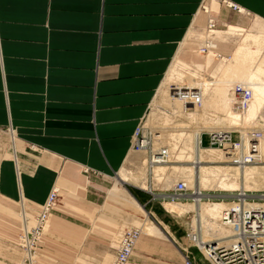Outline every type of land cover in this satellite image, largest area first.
Listing matches in <instances>:
<instances>
[{
  "label": "crops",
  "instance_id": "0c3cea01",
  "mask_svg": "<svg viewBox=\"0 0 264 264\" xmlns=\"http://www.w3.org/2000/svg\"><path fill=\"white\" fill-rule=\"evenodd\" d=\"M227 2L264 19V0ZM200 4L201 0H0V264H23L18 245L20 201L40 208L55 185L79 186L76 174L115 175L109 198L145 213L137 200L144 205V191L153 188L124 182L118 171L124 164L131 170L140 166L138 158L126 161L130 152H141L132 149L133 135L170 66L204 68L210 63L209 56L193 64L177 57L196 32ZM208 7L218 11V2ZM226 26L246 31L241 25ZM258 29L255 34L263 32L256 25L252 32ZM228 31L217 29L215 38H237L230 58L247 40ZM223 58L227 57L222 56L211 73ZM56 205L41 242L46 237L57 244L70 241L72 264H110L121 227L146 219H130L123 212L128 218L117 225L114 240L105 228H77L70 238L66 231H56ZM97 206L103 208L96 216L99 220L114 224L122 216V210L108 202ZM152 219L177 223L175 216ZM153 226L151 232H142L166 237ZM169 231L177 242V229ZM45 255L36 251L33 264H41ZM154 255L138 250L127 264H182L151 261Z\"/></svg>",
  "mask_w": 264,
  "mask_h": 264
},
{
  "label": "rangeland",
  "instance_id": "374dc122",
  "mask_svg": "<svg viewBox=\"0 0 264 264\" xmlns=\"http://www.w3.org/2000/svg\"><path fill=\"white\" fill-rule=\"evenodd\" d=\"M216 1L218 2V11L207 9V11L210 14H212V16H215V21H216L215 28L226 29L227 28L226 24L241 25L244 29H246V31L242 29L239 35H235L239 37V39H241L244 35L246 36L247 32H250L251 34L257 33L259 29L252 32L253 25H256V27H261L263 31L262 33L264 34L263 18H258L257 16L247 14L246 12L234 8L223 1L220 0H216ZM210 2L212 1L207 0L208 5L210 4ZM198 16L200 20L198 19L193 26V30H195L196 32H193V34L190 36L191 39L186 44L182 45L181 48H179L180 51L178 50L179 53L177 52L178 54L177 57L183 60L184 62L193 64V63H203L205 61L206 56H209L210 57L209 65L207 67H204L203 71L201 70V72H198L199 74L204 73V75H202L203 77H209V75L211 74V70L219 62L221 57L230 56V54L232 53L231 50L234 45V41H236L237 38L230 40L228 42H217L216 38H214L215 34H213V32L210 33L207 30L208 14L204 11L202 4H200ZM214 42H216V44ZM207 50L209 51V53ZM262 53H264L263 49L260 50L259 54L261 55ZM184 69H186L187 71H195L196 68L193 67V65L184 66L183 64H179L177 65V70L175 71V73H173V76L170 79H166V75H165V78L161 82L160 88L158 89L153 101L151 102L150 109L147 111L144 119L142 120L141 124L144 125L143 133L145 134L147 133V131H149L148 132L149 137L146 139L148 140L147 141L148 144L146 146L149 147L141 148V152L138 153L130 152L126 159V161L128 162L131 159L135 160L138 158V162L140 161L139 162L140 166L138 168L131 170V168L129 169L128 167H125L124 164L118 171L119 177L121 176L120 172L127 173L130 172V170L134 172L136 171L143 172L142 174L143 176L146 177L147 180L146 182L147 186H145L144 188H148V189L153 188L150 189L152 192L144 191L145 192L144 205L140 203L139 200L136 199L137 202L144 209L145 213L143 214L139 211L134 210L131 207L122 206L119 203H117L115 200H111L109 198L108 192L113 185L115 175L102 177V176H93V175L88 176V174H84V173L83 175L76 174L75 177L79 178V182H80L79 186H76L75 189H70L67 188L65 184H63L58 188L59 195L56 200L57 205L52 212V217L55 216L57 218L58 226H60V228H58V226L56 227L57 229L56 231H60V230L64 232L66 231L70 235L68 237L71 238L73 231L77 232L76 230H74L77 228H80L82 230H95L99 228L104 230L105 228L107 231L111 232L112 239L114 240L113 232H115L117 225L122 219L126 220V218H128V216L125 213L123 214V212H127V214H129L130 219L136 217L140 221L145 218L148 219V220L145 219V222L152 221V223L156 225L158 229H160V231H162V233L166 236L164 238V237H159L157 235H152V234H147L146 232H142V234L140 235L139 239L136 242L133 252H137L138 250L139 251L146 250L151 253L154 252L155 254L153 256L154 260L151 261H158V259L161 258L162 260L165 259L168 263L177 260L182 264L185 263L212 264L205 257V255L200 252L198 247H196L193 242H188L187 238L185 237L187 233H189V231L191 230H197L196 234L198 236L200 235V233L204 235V231L206 229H210V230H212L213 228L215 229L218 228L219 230L223 229L221 223L218 222L220 216V213L218 211L212 209V207H206V205H203L202 202L196 203L194 200L192 201V197L190 196V193L194 190V187L198 185V182H196L195 180L196 183L194 182V184H192L189 187L186 186L187 189L185 193L180 196H176L172 194V197L165 198V196H168V194L174 193L172 187L176 181L184 180L185 173L181 172L182 170H180L177 167L173 168V165L189 166L190 164H192L189 158L178 160V159H174L171 155H169L172 154L171 149L174 146V143L168 134V130L171 129H167V128H172L173 130V128L179 125V124L176 125V123H182V122L185 123L184 125L182 123V125L185 127L186 126L193 127L196 125L198 126L200 123L203 125L207 121L212 122L215 125H219L222 120L226 122H229L230 120L226 118L227 111L217 109L215 110L216 111L215 113L212 111L211 108L210 110L208 107L201 104L203 100L201 101V95H200L201 93L199 90L200 87L198 85L192 87L184 86L186 84H184L182 80H184L185 82L186 79H183L182 75H181L182 77L181 76L176 77L177 75L176 72H179ZM169 76H171V74ZM232 83H233L232 86L230 85L229 87L230 89H232L235 84H238L237 82H232ZM225 89H227V87ZM178 94L181 97L177 96ZM182 95H184V97ZM206 96L203 95L202 97H206ZM201 105L205 106L206 109H204L205 107ZM263 107H264V102L261 104L258 110H255V114L247 121H244L242 117H237L236 118L237 124L234 125L235 128L227 129L230 130L231 132V136H232L231 142L238 143L237 155H235L236 159H238L241 156V153L244 154L245 156L258 154L257 156L260 158L258 162H249L239 167V169L244 174V178L247 181L256 182L257 185L264 182V154H261V150L264 147V142L263 144H260V140H259L257 146H253V144H255L256 142L252 143L251 140L248 138V134L250 130H254V129L264 131V128H260V127H264ZM203 110H206V113L208 114L211 112L217 114L218 116L217 115L212 116V118H214L213 120H207L208 118L206 117L205 118L206 121L204 122L203 121L204 117L202 115L207 116L208 114L207 115L204 114L205 111L204 113H202ZM195 116H198L197 119ZM198 120L200 121L202 120L203 122L200 121L198 122ZM201 124L199 126H201ZM160 129H164L165 133L162 130L163 134L160 136L161 138L160 137L158 138L155 135H158L160 133L159 131ZM263 131H262V135H264ZM205 132H209V131H205ZM203 135H204L203 143L201 144L200 148H212L214 145L210 144L209 133H204ZM185 142H187L186 134H183L180 138L177 137L175 140V144L177 147L174 148V151L177 153V151L180 148L185 147ZM240 145L242 147H240ZM166 147H168L167 150L169 151L166 162L164 163L149 162L151 155L149 153V150L152 149L153 151H155V149L156 150L163 149ZM213 148L220 149L222 148V146L220 147L214 146ZM236 159H233L231 164L229 163L230 165H235V167H229L230 173L235 174L237 172V168L239 164L236 162L237 161ZM144 160L147 161H145L143 164V162L141 161ZM153 164L155 165L163 164L166 166L163 168L162 171L163 174H161V176H163L164 179L168 178L171 180V183L168 186L165 185L163 178L160 180L154 179V172L152 171L154 167ZM208 164H213V163H208ZM218 164L226 165L227 163H218ZM240 170H238V172H240ZM237 181L239 183L240 181L239 176H237L236 182ZM212 183H214L213 180ZM241 188H242L241 186L240 189H234V190L205 188L204 190H202L203 193H205V195L201 197V200L208 202V201L220 199L230 203L236 200V198L238 197L237 193L240 192ZM153 193H157L160 196L155 197L152 195ZM246 193L247 194L244 195L243 197L247 198V201L253 203L255 202L264 203V188L261 189L250 188L249 190L248 189L246 190ZM146 199H149V201L146 202ZM167 201L189 202L188 203L189 205L187 204L183 205L184 207L182 206L181 208L178 209V211H180L181 214H176L175 211L174 212L170 211L166 207V205H164L165 202ZM105 202L117 206L122 210L121 213L122 216L118 217V219H116L117 222L114 224H111L107 221L99 220L96 217L97 214L102 213L101 210L103 211V208H101V206H97V204L99 205ZM177 206L178 205H175V207ZM26 209H27V216H29V219L31 220L34 218L35 214L39 210V208L35 209L29 206H26ZM17 212L18 213L20 212V206L18 207ZM155 215L160 217L175 216L177 223L173 222L170 224L167 223L163 224V223L155 222L152 219V217ZM18 219L20 222V217H18ZM60 222H62L64 226L61 225ZM73 225L75 227H73ZM134 225L140 226L142 228L141 223H137ZM127 226L128 225L121 227L120 232L122 233L124 228H128ZM62 227L64 228L61 229ZM172 227H175L177 229V232L180 236V237L176 236L177 242L171 240L172 235L169 230ZM120 235L117 237V240L114 241L115 242L114 246L118 245ZM198 237H196V239ZM202 238H206V237L204 236ZM47 239L49 238L46 237V240L44 239L45 242L39 243L36 247V251L38 252V254H43V253L46 254L45 256L40 258L43 259L41 261L42 262L41 264H72L71 242L70 241L67 242L64 240V241H59V243L57 244L54 240L51 241L49 239V241H47ZM177 244L179 245V247ZM175 246H177L180 252H177Z\"/></svg>",
  "mask_w": 264,
  "mask_h": 264
},
{
  "label": "bare ground",
  "instance_id": "6f19581e",
  "mask_svg": "<svg viewBox=\"0 0 264 264\" xmlns=\"http://www.w3.org/2000/svg\"><path fill=\"white\" fill-rule=\"evenodd\" d=\"M211 1H216V0H211ZM203 5H204V7H206L209 10V7L207 5V0H204ZM226 30H229L228 32L232 33L233 35H239L242 29L236 28L234 26H227ZM216 31H217V28H214L212 31L213 34H216ZM213 34H212V36H213ZM212 36H211V38H212ZM242 38L246 39L247 41L240 44V46L235 50V53L233 54V56H231L230 58H228V57L223 58L221 60V63L219 64V66L213 71L214 73H211V74L209 73L210 74L209 77H203L202 75H204V73L203 74L198 73V72H201V70L203 71V67L199 66V65H193V67L196 68L195 71H187L186 69H184V70H181L179 72H176L177 73L176 77L182 75L183 79H186L185 82H184V80H182V82L184 84H186L184 86L192 87V86L198 85L200 87L199 90L201 93L200 94L201 95V101L203 100L201 102V104L205 105L209 109L211 108L212 111L215 113H216L215 110H217V109L227 111L226 118H228L230 121L226 122V121L222 120L219 125H215L214 123L207 121L205 124H203L204 126L200 123L201 126H199L200 125L199 124L198 126L196 125L193 127L192 126L191 127H187V126L185 127V126H183L185 123L182 122L183 125H182V123H176V125H178V124L179 125L181 124V125L180 126L178 125L177 127L173 128V130H172V128H167V129H171V130H168V134L174 143V146L171 149L172 154H169V155H171L174 159H178V160L189 158L191 163H192L189 166L188 165H179V166L173 165V168L177 167L180 170H182L181 172L185 173L183 181L185 182L187 187L194 184L195 180H196V182H198V185L197 186L195 185L196 187H194V190L190 193V196L192 197V201L194 200L196 203L202 202L203 205H206V207H212V209L218 211L220 213L218 222H220L221 225L223 226V229H220V230L218 228L217 229L213 228L212 230L206 229L204 231V235H202L200 233V235H198L199 237L196 235V237H198V238L197 239L195 238L194 240H192L191 234H187V237L191 242L194 243V245L196 247H198L200 252L203 253L206 258H207V256H210L211 259L214 260L216 257L219 264H221V262L219 261L220 258H219L218 248H220L219 246H221V243H222L221 241H224L223 238H225L230 233L229 227L221 221V212L225 208H228L229 206H233L234 203H232V202L228 203V202H225L224 200H220V199H219L220 201L219 200H212V201H208V202L202 201L201 197L205 195V193H203L202 190H204L205 188L234 190V189H240V186H241L242 188L238 194L240 196H242V195L247 194L246 193L247 189L249 190L250 188H254V189L255 188L256 189L257 188H259V189L264 188V182L257 185L256 182L247 181L244 178V174L239 169V167H241V165L247 164V163H245V162L242 163L241 157L236 159L235 155H237L238 143L230 141L228 143H225L224 146H222V148H220V149L219 148H213L214 146L212 148H200L201 144L203 143V137H204L203 134L209 133V132H205V131H211V132L212 131H215V132L216 131L217 132L224 131L225 132L228 128H230V129L235 128L234 125L237 124V122H236L237 117H242V119L244 121H247L249 118H251L255 114V110H258L260 108L261 104L264 102V55H261V58L259 60L257 59V56H258L260 50H262L264 48V34L262 32H260L259 34L252 35L251 33L247 32L246 36L244 35ZM214 43L216 44V42H214ZM244 45H247V46H244ZM214 47H215V45H214ZM208 53H209V51H208ZM177 65H179V64L176 63V64H172L170 66L166 79H170L173 76V73H175V71L177 70ZM183 65L184 66H191V65H185V64H183ZM170 74H171V76H169ZM181 77H180V79H181ZM232 82H237L238 84L247 85L251 89L252 97L248 102L242 104V103H239L235 99L233 91H229L230 85L232 86V84H233ZM178 87H180V86H178ZM226 87H227V89L228 88L229 89L228 90L225 89ZM179 89H181V88H179ZM206 94H207V96H206ZM203 95H205L206 97H202ZM177 96H180V95L178 94ZM182 96L184 97V95H182ZM187 96H188V94H187ZM203 105H201V106H203ZM205 106H203V107H205ZM206 107L204 109H206ZM263 109H264V107H263ZM204 111H205V113H204ZM207 112H209V111H207ZM202 113H204L206 115L208 114V113H206V110H203ZM209 114L207 116L202 115L204 117L203 118L204 122L206 121L205 120L206 117L208 118L207 120H213L214 118H212V116L217 115V114H214L211 112ZM263 114H264V111H263ZM198 116H195L196 119ZM200 118H201V115H200ZM196 119H194V120H196ZM199 121L200 120H198V122ZM203 121L201 120L200 122H203ZM260 128H264V127H260ZM162 130L165 133L164 129H160L159 130L160 133L158 135H155V136L159 138L163 134ZM261 131H263V130H261ZM183 134H186L187 142H185V147L180 148L176 153L174 151V148L177 147L175 144V140L177 137L180 138ZM263 134H264V131H263ZM164 137H165V134H164ZM162 138H163V136H162ZM147 141L148 140H146V139H145V141L143 140L142 141L143 145L148 144ZM263 142H264V135H263V137L260 138V144H263ZM240 147H242V146L240 145ZM166 148H168V147H166ZM140 151H141V149H140ZM238 152H240V151H238ZM261 154H264V147L261 150ZM233 159H236L237 160L236 162L239 164L238 168H237V172H238V170H240V172H238V173L236 172L235 174L229 172V167H235V165H230L231 162L233 161ZM153 160H154L153 156L150 155L149 162L150 163L154 162ZM145 161H147V160H144L141 162H143V164H144ZM156 163H161V161L156 162ZM208 163H213V164H208ZM218 163H227V164L223 165V164H218ZM153 166L154 167H153L152 171L154 172V179H156V180L162 179L163 176H161V174H163V172H162L163 168L166 166L163 164H159V165L153 164ZM143 171H144V169H143ZM120 173H121L120 177L122 178V180H124L125 182H128L129 184L134 183V184L143 186V188L145 186H147L146 177L143 176V174H142L143 172H141V171L134 172V171L130 170V172H127V173L126 172H120ZM237 176H239V180L241 181V182L239 181V183H238V181L236 182ZM212 180L214 181V183H212ZM163 181H164L166 186H168L171 183V180L168 178L164 179ZM55 188H59V187L55 185ZM172 194H174L176 196H180L179 194H176V193H171V194H169V196L172 197ZM243 198L241 197V200ZM188 203L189 202H182V201H167V202H165L164 205H166V207L170 211H172V212L175 211L176 214H181V212L178 211V209L181 208L183 205H186V204L189 205ZM247 204H249V203H247ZM258 204L264 206V203H262V202L261 203L258 202L257 205ZM175 205H178V206L175 207ZM20 214L21 215H27V209L21 208V211L19 212V217L21 216ZM28 218H29V216H28ZM48 221H49V217L46 221L45 226L43 227L42 235L47 230ZM33 222H34L33 219L32 220L27 219V223H28L27 225L28 226L31 225L30 223H32V225H33ZM141 224H142V228L140 226H136V225H134L133 227L140 228L141 232H142V230L147 231V232H151L152 229L154 230V228H155L150 221H147V222H144ZM129 227H131V226H129ZM141 232H140V234H141ZM200 232H202V231H200ZM204 236L206 238H202ZM136 242H135V244H136ZM134 247H135V245H134ZM28 256H29L28 264H33L34 260L36 258V250H35V252L28 254Z\"/></svg>",
  "mask_w": 264,
  "mask_h": 264
},
{
  "label": "built area",
  "instance_id": "2783aa9c",
  "mask_svg": "<svg viewBox=\"0 0 264 264\" xmlns=\"http://www.w3.org/2000/svg\"><path fill=\"white\" fill-rule=\"evenodd\" d=\"M220 1L236 8L233 3L227 2V0ZM203 2L204 0H202L201 3L202 7L208 14L207 30L208 32H212L215 28V17L207 11ZM232 90L235 99L239 103L244 104L252 97L251 89L247 85L235 84ZM143 132L144 125L140 123L136 127L133 135L132 148L135 151L147 147V144L143 145L142 141L149 137V131L145 134ZM262 136V131L255 129L250 130L248 134V138L251 142H256L253 146H257ZM209 137L211 145L220 147L230 142L232 136L230 130H226L225 132L209 131ZM149 153L153 156L154 162L161 161V163H164L167 161V148L155 149L154 152L149 150ZM257 155L258 154L245 156L241 153L240 157L242 158V163L258 162L260 158ZM186 189V184L182 180L176 181L172 187L173 192L179 195L184 194ZM58 195V188L53 187L48 193L44 204L35 214L33 225L31 224L28 226V216L20 214L18 245L23 251V264L29 262L28 254L35 252L37 245L41 243L43 227L56 204ZM239 196L238 194L236 200L232 201V203H234L233 206H229L221 212V221L229 227L230 233L223 238L224 241H221V246L218 248L219 261L221 264H264V206L247 201V198H243L244 195L241 196L243 198L241 200ZM21 208H26L23 200L20 201V211ZM196 231L197 230H191L187 233L192 235V240L196 238ZM140 232L141 230L138 227L123 229L110 264L128 263L133 254L135 242L141 235ZM207 258L212 264H219L216 257L214 259L215 261L211 259L210 256H207Z\"/></svg>",
  "mask_w": 264,
  "mask_h": 264
}]
</instances>
